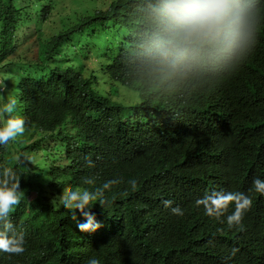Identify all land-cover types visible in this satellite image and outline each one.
<instances>
[{"label":"trees","instance_id":"obj_1","mask_svg":"<svg viewBox=\"0 0 264 264\" xmlns=\"http://www.w3.org/2000/svg\"><path fill=\"white\" fill-rule=\"evenodd\" d=\"M138 4L139 0H0V80L7 85L3 94L12 98V90L17 91L14 112L26 128L20 138L0 145V171L12 168L25 194L10 214L15 230L24 233L25 251L0 252V264H86L93 256L101 264H254L264 250V194L258 192L253 193L254 206L246 219L229 228L223 255L205 248L209 231L223 240L225 229L201 220L205 209L195 202L204 194L202 172L208 168L204 155L189 151L197 145H191L195 138L214 130L210 116L215 114L194 99L190 84L158 94L143 90L129 77L125 55L142 31ZM259 6L264 19V0ZM22 44L37 50L33 55L21 53L14 61ZM62 44L66 50L60 49ZM52 65V73L46 75L44 70ZM240 67H251L255 74L246 77L250 102L237 130L255 126L252 137L239 147L247 163V143L257 150L264 145V25L234 70ZM225 76L228 83L240 78L235 72ZM209 80L195 82L192 91ZM61 84L72 100L55 90ZM0 100V105L7 102ZM140 127L151 143L135 153L128 134ZM104 128L118 137L111 149ZM88 159L94 167L88 166ZM87 177L95 178V184H84ZM113 179L122 182L105 190L111 204L103 209L93 202L91 209L102 227L94 233L80 232L77 223L84 218L77 212L78 220L73 221L55 197L63 188L94 191ZM131 179L137 181L135 190L128 183ZM259 179L264 180V157ZM164 200L179 206L184 215H173ZM234 208L229 205L223 222Z\"/></svg>","mask_w":264,"mask_h":264},{"label":"clouds","instance_id":"obj_2","mask_svg":"<svg viewBox=\"0 0 264 264\" xmlns=\"http://www.w3.org/2000/svg\"><path fill=\"white\" fill-rule=\"evenodd\" d=\"M138 8V27L142 31L125 55L129 77L143 90L158 94L170 93L190 84L194 99L215 114L210 116L214 130L208 135L195 138L191 145H197L189 153L204 155L203 163L208 168L202 172L204 194L195 202L197 207L203 205L205 209L201 220L204 219L209 226L214 221L217 230L222 227L225 229L223 240L213 238L209 231L204 237L207 242L205 248L214 249L223 255L229 245V228L239 226L253 209L254 192L264 194V180L259 179L264 145H260L257 150L256 145L247 143L246 149L251 160L246 163L239 153V147L252 137L255 126L243 127L237 133L246 120L247 105L250 102V95H245L249 83L246 77L255 74L253 70L250 71L251 67L234 70L235 64L251 51L256 32L264 25L259 0H139ZM23 45L26 44L21 46ZM62 46L63 44L60 49L66 50ZM115 46L116 44L112 45L111 50ZM20 48L12 57L14 61L19 59ZM31 49L36 51L37 47L29 50ZM91 54L94 53L89 55ZM83 56L81 53L79 58ZM54 66L44 70L46 75L52 73ZM232 72L237 77L240 75L236 83L226 81L228 78L225 75ZM204 78L210 80L193 92L194 83ZM63 87L64 84H61L55 90L61 98L72 100L70 93L64 91ZM6 88L7 85L0 80V99L7 101L0 105V145L10 144L26 130L25 120L14 112L17 91L13 89L10 98L7 92L3 94ZM103 133L106 135L108 148L111 149L118 137L106 128ZM128 139L129 146L135 153L146 150L151 143L150 135L141 127L130 132ZM228 144L231 145L229 148L226 147ZM87 164L89 167L95 166L91 159H88ZM210 172L219 173L224 178H214ZM19 180L10 167L0 171V252L17 255L25 251V238L23 232L15 230L10 214L25 195ZM121 182V179H113L94 191L88 188H63L62 193L55 199L59 198L61 206L71 213L73 221L78 220L77 212L84 218L83 223H77L80 232L94 233L102 225L91 211L92 206L96 202L103 209L110 205L111 201L105 197V190H110ZM83 183L94 185L95 178L87 177ZM128 183L133 190L136 189L135 179ZM252 186V189L247 188ZM162 203L165 208L171 209L173 215H184L179 206L172 207V201L164 200ZM230 204L235 205L234 211L227 215V222H223L221 217L225 215ZM86 264L101 262L93 256ZM254 264H264V250L256 255Z\"/></svg>","mask_w":264,"mask_h":264},{"label":"rangeland","instance_id":"obj_3","mask_svg":"<svg viewBox=\"0 0 264 264\" xmlns=\"http://www.w3.org/2000/svg\"><path fill=\"white\" fill-rule=\"evenodd\" d=\"M27 49H28L27 46H26V45H23V46H21L19 52H20V53L27 52L29 55H33V54H34L35 49H31V50H27ZM0 101H1V100H0ZM0 103H1V102H0Z\"/></svg>","mask_w":264,"mask_h":264}]
</instances>
